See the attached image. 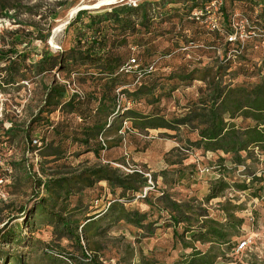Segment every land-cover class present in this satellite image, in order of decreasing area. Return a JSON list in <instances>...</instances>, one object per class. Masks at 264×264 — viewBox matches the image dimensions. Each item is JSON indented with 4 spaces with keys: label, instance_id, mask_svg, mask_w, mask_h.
Here are the masks:
<instances>
[{
    "label": "rangeland",
    "instance_id": "374dc122",
    "mask_svg": "<svg viewBox=\"0 0 264 264\" xmlns=\"http://www.w3.org/2000/svg\"><path fill=\"white\" fill-rule=\"evenodd\" d=\"M99 1L0 0L1 7L22 5L17 11L25 25H17L2 17L5 11L0 9V50L8 52L11 49L14 31L19 28L29 31L32 29L29 25L35 23L37 31L43 35L51 27V36L46 45L35 40L31 48L39 53L47 46L53 53L60 54L75 45V30L66 33L64 28L71 17L74 16L71 21L76 17L71 14L72 10L88 7L92 12L104 11L116 5L151 2L157 13L152 33L143 35L141 46H135L130 39L129 45L121 51L127 58H137L142 66L152 62H157V66L139 85L135 86L131 76L124 78V87L116 91L123 110L134 109L147 116L158 114L168 121L182 118L202 97L201 89L206 88V83L200 80L203 70L211 68L212 73H219L220 77L224 71H218L228 59L233 63L222 79L224 83L241 85L264 81V33L256 31L251 24L261 10L256 12L251 0H172V4H169L171 0H124L93 8ZM213 3L222 8L225 30H229L225 18L232 17V30L239 43L229 45V38L218 31H210L206 25L193 19V12ZM195 5L198 7L194 8ZM29 8L33 14L38 12L42 16L28 14ZM9 12L14 14V11ZM55 14L57 19L54 20L51 17ZM246 20L251 21L250 26ZM35 59L39 57L35 56ZM194 70L200 71L196 80L180 79V74ZM84 72L70 75L55 70L37 77L32 71L28 81L0 90V136L6 141L0 151V264H9L7 255L21 257L25 264H142L144 260L151 264H176L182 255H190L193 249L184 248L180 239L174 236L175 230L179 234L184 232V225L175 227L170 213L162 204L157 205L164 194L178 203L193 200V205L198 208L195 211L223 224L232 223L235 218L243 219L238 236L229 244L215 247L220 256L217 264H264V154L255 150L242 153L245 162L235 166L231 156L197 149L192 143L199 139L198 133L189 128L140 131L128 121L124 122L120 133L103 139L111 142L120 137V146L102 151L97 158L86 147L67 140L63 145L66 158L57 164L110 165L125 174L137 170L147 178L148 187L143 189V195L147 192V199L118 200L120 191L113 194L108 184L102 182L76 194L69 206L81 210L79 219H83L86 211L103 218L98 230L93 231L95 236L89 246L84 241L81 248L75 241L59 238L53 227L44 224L37 225L35 232L24 225L20 232L24 244L6 245L2 242L6 227L25 224L40 198L46 197L44 189L37 193L36 180H45L55 173L64 177L72 172L64 167L56 168L52 158L45 160L41 156V151H45L54 139V133L48 126L33 123V119L43 108L48 87L54 82L65 85L71 94L77 92L85 96L91 93L95 89L93 77ZM142 85L150 87L151 94L139 100L134 97L128 100V94L121 93L123 90L134 92ZM50 119L56 126L66 117L57 111ZM76 121L73 120V127ZM236 122L240 124L242 120ZM249 124V121L244 123ZM11 127L18 130L14 132L16 135L2 138ZM27 129L32 131L33 143L24 134ZM35 146L37 150H34ZM220 177L230 184V188L223 196L207 203L205 199L211 185ZM243 183L248 185V190L236 188L237 184ZM115 200L124 204L128 211L146 214L145 226L140 229L125 221L114 223L116 214L107 211ZM185 236L189 243L191 235ZM243 242L247 243L246 248L240 249ZM194 247L203 252L211 248L200 243H195Z\"/></svg>",
    "mask_w": 264,
    "mask_h": 264
},
{
    "label": "trees",
    "instance_id": "16d2710c",
    "mask_svg": "<svg viewBox=\"0 0 264 264\" xmlns=\"http://www.w3.org/2000/svg\"><path fill=\"white\" fill-rule=\"evenodd\" d=\"M251 2L256 12L261 10L255 22L250 21L252 28L264 33V0H251ZM169 4H172V0ZM21 6L20 4L11 7L0 6L1 11H5L1 16L13 20L17 25L25 26L19 19L17 11ZM197 7L195 5L194 8ZM9 11H14V14L11 15ZM26 12L33 16H42L38 12L33 14L32 8ZM220 16L218 32L230 38L235 34L232 30V17L225 18L229 29L225 30L221 7ZM51 18L55 20L57 15ZM156 18L157 13L151 2L138 3L135 6L116 5L104 11L83 10L65 28L66 33L70 29L75 30V45L67 51L55 54L47 46L39 53L32 49L33 41L40 40L43 45H46L51 36V27L48 33L43 35L37 31L35 23L29 25L32 28L29 31L21 28L14 31L11 49L8 52L0 50V90L28 81L29 73L32 71L38 77L55 70L70 75L84 70L85 75L93 77L91 79L95 85V89L85 96L77 92L71 94L65 85H59L57 82L48 87L45 104L33 119V123L48 126L54 133V139L44 149L45 151H41V156L45 160L52 158L51 162L56 163V168L64 167L72 172L64 177L55 173L48 175L50 177L45 180L38 178L35 181L37 193L44 189L46 197L40 198L25 224L17 223L6 227L1 236L3 243L24 244L25 241L20 237L22 227L26 225L35 232L37 225L44 224L53 227L54 234L59 238L65 237L75 241L81 248L84 241L89 246L91 239L95 236L93 231L98 230V225L103 218H97L98 215H92L86 211L83 219H79L81 210L78 207H69L76 194L105 182L113 194H116L117 190L120 191L118 200H133L142 196L143 189L148 187L147 178L137 170L131 174H125L110 165L96 164L85 167L87 162L78 166L57 164L66 158L63 145L67 140L79 143L99 158L102 151L120 146L122 142L120 137L111 142L103 141V139L107 140L109 136L120 133L124 122L128 121L132 123L134 129L140 131L156 129L174 131L180 127L189 128L198 133L199 139L192 143L197 149L206 152H222L231 156V162L235 166L245 162L242 153L255 150L264 154V81L241 85L224 83L222 79L231 68L232 59H228L226 65L219 69L218 72L224 71L220 77L219 73L213 74L211 68L203 70L200 80L206 83V88L201 89L202 97L189 107L188 113L182 118L168 121L158 114L147 116L134 109L121 108L116 91L124 87V78L131 76L134 78L135 86L139 85L146 76L155 71L157 66V62L142 66L137 58H127L121 49L129 45L130 39L135 46H139L143 35L152 33L153 20ZM228 43L234 45L239 41L229 40ZM35 56L39 59L36 60ZM132 59L136 60L138 68L125 72L124 69L129 66ZM198 73L200 71L194 70L179 76L182 81L190 82L196 80L195 76ZM121 93L128 94V100L131 97L139 100L151 94V88L142 85L134 92L123 90ZM57 111L62 113L66 120L58 122L55 126L50 116ZM77 119L80 122H77ZM73 120L76 121L75 127H73ZM237 120H242V123L238 124ZM246 121L250 124L244 125ZM17 131L11 127L2 138L9 135L15 136L14 132ZM24 134L26 138H30L31 143L34 142L31 130H25ZM5 142L0 136L2 145L0 151L3 150ZM33 148L38 149L37 146ZM219 175L221 176L220 171ZM229 188L230 184L220 177L217 183L211 185L205 201L209 203L223 196ZM236 188L240 191L249 189L245 183L237 184ZM142 199H147V195ZM118 200H115L107 211V213L116 214L113 222L125 221L140 229L143 228L146 214L128 211ZM193 203V200L185 204L178 203L165 194L158 199L157 205L162 204L164 210L170 213V220L174 226L184 225L185 227L182 234L175 230L174 236L180 239L184 248L193 249L190 255H182V259L176 264H217L220 256L215 252V247L229 244L234 237H237L244 221L235 218L232 223L231 221L227 224L217 222L195 211L198 208ZM63 212L65 215L62 214ZM187 234L191 235L189 243L186 241ZM31 243L33 246V242ZM195 243L210 245L211 248L203 252L194 247ZM8 256L9 264H25L21 257ZM142 264L151 263L144 260Z\"/></svg>",
    "mask_w": 264,
    "mask_h": 264
},
{
    "label": "built area",
    "instance_id": "2783aa9c",
    "mask_svg": "<svg viewBox=\"0 0 264 264\" xmlns=\"http://www.w3.org/2000/svg\"><path fill=\"white\" fill-rule=\"evenodd\" d=\"M133 5L135 6L136 4L133 3ZM192 16H193V19L196 20L197 22H200L206 25L210 31L216 32L220 30V20H221L220 5H216L213 3L210 6H205L204 8H201L200 10L195 11ZM246 24L250 26V22L248 20H246ZM229 40L237 41V35L234 34L233 36H230ZM136 68H138V63L136 62L135 59H132L129 66L124 70L125 72H129ZM146 195H147V192H145L144 195L137 197V199L145 198ZM246 245L247 243L243 242L240 244L239 248L244 249L246 248Z\"/></svg>",
    "mask_w": 264,
    "mask_h": 264
},
{
    "label": "bare ground",
    "instance_id": "6f19581e",
    "mask_svg": "<svg viewBox=\"0 0 264 264\" xmlns=\"http://www.w3.org/2000/svg\"><path fill=\"white\" fill-rule=\"evenodd\" d=\"M124 0H100L93 8H98V7H102V6H108V5H114L120 2H123ZM87 9H90L88 7H86ZM92 8V7H91ZM78 10H72L71 14H76ZM66 25V24H65ZM64 25V26H65Z\"/></svg>",
    "mask_w": 264,
    "mask_h": 264
},
{
    "label": "water",
    "instance_id": "95a60500",
    "mask_svg": "<svg viewBox=\"0 0 264 264\" xmlns=\"http://www.w3.org/2000/svg\"><path fill=\"white\" fill-rule=\"evenodd\" d=\"M83 10H92V9H80V10H78V11L76 12L75 15H77L80 11H83ZM73 17H74V16H73ZM73 17H71L70 20L67 21V23H66V25L64 26V28H66V26L70 24V21L73 19Z\"/></svg>",
    "mask_w": 264,
    "mask_h": 264
}]
</instances>
